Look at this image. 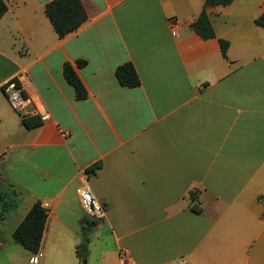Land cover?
I'll return each instance as SVG.
<instances>
[{"label":"crops","instance_id":"crops-1","mask_svg":"<svg viewBox=\"0 0 264 264\" xmlns=\"http://www.w3.org/2000/svg\"><path fill=\"white\" fill-rule=\"evenodd\" d=\"M4 1L0 264H33L13 233L37 202L49 212L37 264H82L84 227L102 264H264V0L210 8L208 40L192 27L205 0H82L88 20L65 38L45 13L53 0ZM129 62L137 88L116 78ZM18 74L27 113L2 90ZM37 110L49 118L26 128ZM86 181L104 220L83 209Z\"/></svg>","mask_w":264,"mask_h":264},{"label":"trees","instance_id":"trees-1","mask_svg":"<svg viewBox=\"0 0 264 264\" xmlns=\"http://www.w3.org/2000/svg\"><path fill=\"white\" fill-rule=\"evenodd\" d=\"M234 0H205V5L198 20L192 24L196 33L204 40L216 38V33L209 17L208 10L212 7L230 5ZM8 6L4 0H0V18L7 12ZM45 13L50 20L54 31L59 38H65L68 35L78 31L88 20L87 12L82 0H53L45 7ZM256 25L264 28V13L259 16ZM220 46L224 58H228L229 42L220 40ZM76 64L82 67L85 61H77ZM63 74L66 81L75 89L78 100H85L88 97V91L76 73L71 63H65ZM116 78L121 86L127 88H137L141 85L140 77L132 63H125L116 69ZM23 123L26 128L31 129L42 125L40 117H25ZM102 168V163L98 162L88 168V174H96ZM195 211H198L193 207ZM49 212L41 202L33 205L25 219L20 223L13 233L14 240L31 254H37L42 247L44 232L46 229ZM83 241L78 247L77 255L81 262L88 256L89 229H82Z\"/></svg>","mask_w":264,"mask_h":264},{"label":"built area","instance_id":"built-area-1","mask_svg":"<svg viewBox=\"0 0 264 264\" xmlns=\"http://www.w3.org/2000/svg\"><path fill=\"white\" fill-rule=\"evenodd\" d=\"M177 25V20H173L171 22V26L173 28ZM22 78L23 74H18L16 77L6 81L2 86V90L11 107L15 111L27 113L29 106L32 104V99L26 94L24 86L22 85ZM36 115H38L42 121H46L49 118V115L41 110H37ZM79 195L83 209L89 218L95 220H104L106 218L107 207L103 205L94 194V191L88 181H86L79 189ZM41 257L42 253L39 252L34 258H32L31 262L33 264H37ZM121 259L124 262L127 261V254L125 252H122Z\"/></svg>","mask_w":264,"mask_h":264},{"label":"rangeland","instance_id":"rangeland-1","mask_svg":"<svg viewBox=\"0 0 264 264\" xmlns=\"http://www.w3.org/2000/svg\"><path fill=\"white\" fill-rule=\"evenodd\" d=\"M96 240H98L97 237H95L94 241L96 242ZM82 264H102V259L100 258V255L93 254L89 258L87 256L86 259L82 262Z\"/></svg>","mask_w":264,"mask_h":264}]
</instances>
